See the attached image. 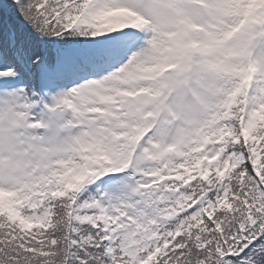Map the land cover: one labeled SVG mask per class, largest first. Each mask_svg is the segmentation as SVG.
Wrapping results in <instances>:
<instances>
[{"label":"snow or ice","instance_id":"1","mask_svg":"<svg viewBox=\"0 0 264 264\" xmlns=\"http://www.w3.org/2000/svg\"><path fill=\"white\" fill-rule=\"evenodd\" d=\"M0 264H264V0H0Z\"/></svg>","mask_w":264,"mask_h":264}]
</instances>
